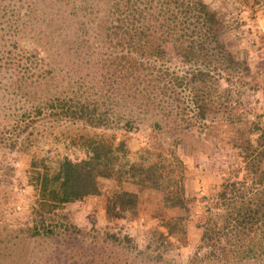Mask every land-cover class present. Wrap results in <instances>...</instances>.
Segmentation results:
<instances>
[{"label": "trees", "instance_id": "16d2710c", "mask_svg": "<svg viewBox=\"0 0 264 264\" xmlns=\"http://www.w3.org/2000/svg\"><path fill=\"white\" fill-rule=\"evenodd\" d=\"M10 1L0 0V20L4 19L0 27L3 28L4 23H13L14 32L20 33V42L13 39L5 44L7 38L3 33L0 35V84L9 81V84L24 89L22 96L35 80L43 78L44 84L48 85L50 79L56 78L57 74H50L59 66H52L48 58H59L58 63L65 67L70 78L81 70L79 60H85L79 55L81 52L94 56L105 44L115 46L117 43L121 48L126 47L116 54L117 58H112L111 63L112 75L117 76L112 99L118 102L121 95H128L125 87L138 90L141 86L144 88V83L160 79L165 71L156 63L165 52L164 44L171 47L188 66L186 78L198 91V96L190 95L195 125L204 131L221 128L230 132L224 142L229 149L226 175L219 178L212 192L202 196L205 215L197 222L199 243L188 264H264V168L255 163H260L264 157V129L258 132L256 122L249 118L251 112L245 100L246 91L254 90L253 83L247 79L250 68L223 37L228 28L224 13L202 0H39L46 1L45 4L53 9L43 12L42 16L37 0L23 12L20 6L12 9ZM113 39L116 43H112ZM7 68L16 72L15 79L12 80L11 74H3L2 69L7 71ZM235 72L237 80L233 78ZM122 81L126 84L121 85ZM189 83L185 84L187 88ZM93 87L83 76L77 77L76 82H68L64 88L54 86L49 96L44 94V97L34 98L27 107L20 106L21 112L11 107V123L0 126V148L15 149L20 133L35 120L34 116L57 122L71 119L83 124L78 130L67 131L65 140L68 146H78L85 156L75 161L62 156L54 170L44 171L39 176L37 171L33 176L30 174L28 181L37 190L33 199L37 216L24 221V227L18 230L37 235L51 234L56 227L51 221L55 208L95 193L97 175L109 177L112 174L119 180L135 179L139 186L157 185L161 176L159 169L164 163L160 161L163 159L160 153L148 164L139 160L120 165L112 150V140L86 128L106 127L113 118H116L115 126L121 120L125 124L129 121V118L119 116L120 111L103 109L102 102L92 100L89 89ZM157 106L167 108L166 105ZM136 108L143 112L146 107L139 103ZM168 121H164V125H168ZM150 125L154 129L161 128L156 120ZM11 127L12 134L9 133ZM118 128L128 132L136 126ZM178 140L175 138L174 146ZM173 151L170 149L168 159L175 158V165L181 171V162ZM179 175L181 178V172ZM173 183L177 185L176 181ZM179 187L165 196L163 203L168 207H186L182 187ZM106 201V211L122 217L134 211L136 194L117 189ZM7 206L9 214L18 212L16 207ZM163 226L164 233L155 232L156 241L170 245L185 243V217L182 214L165 219Z\"/></svg>", "mask_w": 264, "mask_h": 264}, {"label": "rangeland", "instance_id": "374dc122", "mask_svg": "<svg viewBox=\"0 0 264 264\" xmlns=\"http://www.w3.org/2000/svg\"><path fill=\"white\" fill-rule=\"evenodd\" d=\"M33 1L11 0L9 6L12 9L20 6L23 12ZM202 1L224 13L228 28L223 37L232 45L231 50L237 52L250 68L247 79L253 83L254 90L246 91L245 100L251 112L249 118L256 122L255 129L259 132L261 128L264 129V0ZM37 2V7L42 9V16L43 12L52 9L45 4L46 1ZM1 20L4 22L3 18ZM3 25L0 35L3 33L4 38H7L5 44L13 42V39L20 42V33L14 32L13 23ZM112 43H116V40L113 39ZM114 45L105 44L101 52L94 56L81 52L79 55L85 58L79 60L82 63L81 70L70 78L65 67L58 63L59 58H48L52 66H59L50 74H57L56 78L50 79L48 85L44 84L43 78L35 80L28 86L30 90L25 96H22L24 89L9 84V81L0 84V126L12 120L9 118L11 107L21 112L20 106L25 108L34 98L44 97V94L49 96L54 86L57 89L64 88L68 82H76L77 77L83 76L88 84L94 86L89 89L92 100L102 102L103 109L120 111L119 116L129 118L127 124L121 120L115 126L116 118H113L106 127L86 128L112 140V150L120 165L139 160L148 164L156 160L160 153L159 156L163 158L160 161L164 163L159 169L161 176L157 185L139 186L135 179L119 180L112 174L109 177L97 175L95 193L55 208L51 221L56 227L51 234L37 235L18 230L24 227V221L37 216L34 211L36 201L33 202L37 190L28 181L30 174L33 176L37 171L39 176L44 171L54 170L62 156L72 161L85 156L78 146H68L65 140L67 131L79 129L83 125L81 122L71 119L57 122L50 119L53 117H49L48 121L43 116H34L35 120L29 122L30 125L20 133L15 149L0 148V264H188L189 257L199 243L200 228L197 222L205 215L202 196L212 192L219 178L226 175L229 149L224 142L230 132H224L221 128L204 131L195 125L190 95L198 96V91L186 78L188 66L167 44H164L165 52L156 63L165 71L160 79L144 83V88L141 86L138 90L125 87L128 95H121V99L115 102L112 96L117 76L112 75L114 68L111 63L112 58L126 47L121 48L117 43ZM86 58L90 61H86ZM93 64H99L100 67ZM2 70L5 76L11 74L12 80L17 76L11 68ZM233 78L238 79L236 72ZM187 83L191 88H187ZM120 84L126 83L122 81ZM139 103L146 107L143 112L136 111ZM159 104L167 108H160L157 106ZM108 114L111 116V112ZM256 114L259 116L255 117ZM165 118L169 119L168 125L163 123L167 121ZM155 120L161 128L151 127V122ZM123 125L136 126V129L122 131L118 127ZM11 129L9 133L12 134ZM175 138L179 140L174 146ZM170 149H174V154L181 162V171L175 165V158L168 159ZM255 163L264 168V157H261L260 163ZM179 185L186 207H168L163 200ZM117 189L136 194L134 211L122 217H115L106 211L107 196ZM7 204L16 207L17 219L14 213L7 212ZM177 214L185 217V243L170 245L156 241L155 232H165L163 221Z\"/></svg>", "mask_w": 264, "mask_h": 264}]
</instances>
